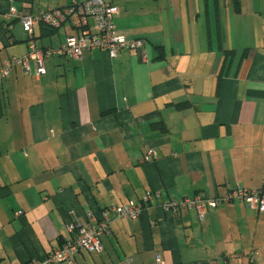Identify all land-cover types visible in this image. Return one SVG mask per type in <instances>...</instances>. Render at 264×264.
Instances as JSON below:
<instances>
[{
	"label": "crops",
	"instance_id": "crops-1",
	"mask_svg": "<svg viewBox=\"0 0 264 264\" xmlns=\"http://www.w3.org/2000/svg\"><path fill=\"white\" fill-rule=\"evenodd\" d=\"M84 0H0V68L29 38L10 6L38 14ZM115 30L139 53L95 50L15 64L0 84V264H27L73 225L133 202L101 252L73 264H264V213L238 200L165 212L160 201L264 189V0H115ZM44 28V27H43ZM79 32L33 28L36 47ZM147 148L156 158L143 162ZM147 192L156 194L144 203Z\"/></svg>",
	"mask_w": 264,
	"mask_h": 264
},
{
	"label": "built area",
	"instance_id": "built-area-1",
	"mask_svg": "<svg viewBox=\"0 0 264 264\" xmlns=\"http://www.w3.org/2000/svg\"><path fill=\"white\" fill-rule=\"evenodd\" d=\"M115 0H84L73 3L67 7L48 10L31 15L20 13L10 7L6 17L20 20L23 30L27 33L28 52L22 59H13L6 62L4 68L0 69V79L8 76L12 64L28 66L30 61L37 64V76L44 72L43 61L46 58L60 56L65 58L79 59L83 52L100 50L106 52L110 57L116 56L120 51L139 53L142 61L146 60L144 41L141 39H128L120 35L114 28L113 20L118 14V8L114 6ZM59 29L63 24L69 23L72 28L79 32L77 37H69L63 46L58 48H38L33 40V27L36 23ZM156 158L154 149L147 148L143 154L142 161L150 162ZM157 195L147 192L143 198L144 203H151ZM238 200L247 207L260 213H264V189L244 190L236 188L226 196L203 197L193 196L183 200L160 201L159 205L165 212L175 213L179 210H194L202 220L204 214L224 204ZM141 208L133 202L111 207L101 211L99 217L91 216L95 225H73L69 223L66 230L71 238L63 242L58 248L49 252L44 258L31 260L27 264H73L76 256L85 251L87 253L101 252L100 237L109 231L111 221L116 219L135 220L139 217ZM125 260L119 264H129ZM156 263L162 264L160 257L156 256Z\"/></svg>",
	"mask_w": 264,
	"mask_h": 264
},
{
	"label": "trees",
	"instance_id": "trees-1",
	"mask_svg": "<svg viewBox=\"0 0 264 264\" xmlns=\"http://www.w3.org/2000/svg\"><path fill=\"white\" fill-rule=\"evenodd\" d=\"M10 7H12V6H10ZM9 7V8H10ZM14 8V7H13ZM9 10V9H8ZM18 11V10H17ZM20 12V11H19ZM8 13V12H7ZM6 13V14H7ZM20 13H29V14H31V15H37V14H33V13H31V12H20ZM6 14H4L5 15V17H6ZM7 18V17H6ZM7 20H10V22L9 23H6V25H5V31H4V33L8 36V33L11 31V28H12V25H11V23H12V21H17L20 25H21V22H20V20L19 19H17V18H12V17H9V18H7ZM39 25V26H42V31H47L48 30V32H50V33H53V32H55V31H57L58 29H53V28H50V27H48V26H46V25H44L43 23H41V22H39V23H36V25ZM44 27V28H43ZM21 28H22V30H23V27H22V25H21ZM34 28V27H33ZM23 32H24V34H26V36H27V33L23 30ZM8 39H10L9 38V36H8ZM33 40H34V38H33ZM28 44V43H27ZM44 48V47H43ZM11 60H13V58H11V59H9V60H7L8 62H11ZM13 65H15V64H12L11 65V67L13 66ZM4 66H5V63L3 64V66L0 68V69H2V68H4ZM10 67V68H11ZM9 73H10V71H9ZM9 75V74H8ZM8 76H6V77H4V78H2V79H0V84L5 80V78H7ZM228 204V203H227ZM62 244V243H61ZM82 252H85V251H82ZM80 254V253H79ZM78 254V255H79ZM77 255V256H78ZM76 256V257H77Z\"/></svg>",
	"mask_w": 264,
	"mask_h": 264
},
{
	"label": "bare ground",
	"instance_id": "bare-ground-1",
	"mask_svg": "<svg viewBox=\"0 0 264 264\" xmlns=\"http://www.w3.org/2000/svg\"><path fill=\"white\" fill-rule=\"evenodd\" d=\"M12 29V28H11ZM234 190V189H233Z\"/></svg>",
	"mask_w": 264,
	"mask_h": 264
}]
</instances>
